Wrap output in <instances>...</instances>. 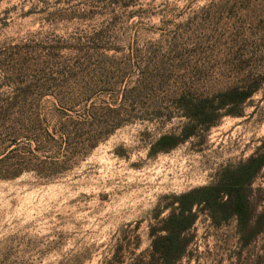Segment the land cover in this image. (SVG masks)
<instances>
[{
	"label": "rangeland",
	"instance_id": "obj_1",
	"mask_svg": "<svg viewBox=\"0 0 264 264\" xmlns=\"http://www.w3.org/2000/svg\"><path fill=\"white\" fill-rule=\"evenodd\" d=\"M125 86L131 100L100 94L95 112L132 122L82 151L94 134L84 105L70 109L52 92L68 100L70 91ZM249 86L258 91L238 101ZM182 96L207 99L215 123L184 138L196 122L184 118ZM70 123L87 134L62 137ZM257 156L264 0H0V264L154 260L174 198L229 185ZM216 202L226 206L193 207L175 264H264V166Z\"/></svg>",
	"mask_w": 264,
	"mask_h": 264
},
{
	"label": "trees",
	"instance_id": "obj_2",
	"mask_svg": "<svg viewBox=\"0 0 264 264\" xmlns=\"http://www.w3.org/2000/svg\"><path fill=\"white\" fill-rule=\"evenodd\" d=\"M257 91V86H249L246 89L241 90L237 99L238 101L243 102L250 98ZM118 92L120 93L119 99L121 101L131 100L132 89H129L127 86L120 90L83 88L75 91H70L68 96H66L68 97V100H65L67 99L64 98L65 96H61L60 91L52 92V95L54 97L58 99H60L59 97H62L64 101H67L64 103H66V105H70L68 106L70 109H73V107L76 106L79 107L81 105H84L83 109L85 111L84 114L86 117H83V115L80 114V118H87L91 120V125L94 127V134L87 139L88 144L83 146L82 151H90L96 148L100 141L108 138L110 134H112L116 129L124 126L128 122H132L131 117L120 118V114H116V111H110V114L106 116L105 120L100 119L103 116L98 115V113L95 112L96 102L93 101L95 97L100 94H108L111 98L114 93L118 94ZM45 93H48V90H46ZM29 94V90L25 91L24 96L27 97ZM228 95L229 93H224L223 96L225 97ZM206 102L207 99H202L198 100L196 103H193L191 99L185 98V96L180 97L179 107L183 110L184 118L189 121L194 120L196 122L195 125H192L188 127V129H186L184 138L193 135L196 126H199L201 127V129L206 130L215 123V118H211V113L209 114L205 110L204 106ZM79 126L81 125H73L70 123L67 126L62 127V129L60 130V134L62 137H69L72 134L78 137H83L87 133L84 131V127ZM169 139L170 137L166 135L161 137V145H166L161 146V149L170 146L168 144H164V142ZM263 166V156L250 157L238 169L237 180L231 181L229 185H224L222 187H202L193 189L189 192L175 197L174 203L170 205L173 206L174 204H176V206L171 208L170 213L162 222L161 231L163 232V235L153 240V252L156 255L154 259L155 261L150 260L149 262H143L142 264H175L186 251L188 242L185 238V234L190 230V228H192L197 219L196 213L192 211L193 207L201 203L210 205L213 200L212 205L215 204L216 207L223 209L226 205L216 202V198L219 196V194L222 192H227L228 194H231L232 192L237 193L238 191H240L243 185H245L246 182H248L249 179ZM231 206L234 207V214L237 217L239 229H245L250 219L243 215V203L237 199V201H233ZM225 220L226 219H223L222 221ZM155 233L156 232L152 231L150 235L154 237L156 235Z\"/></svg>",
	"mask_w": 264,
	"mask_h": 264
}]
</instances>
